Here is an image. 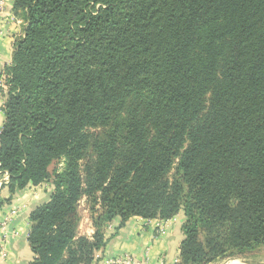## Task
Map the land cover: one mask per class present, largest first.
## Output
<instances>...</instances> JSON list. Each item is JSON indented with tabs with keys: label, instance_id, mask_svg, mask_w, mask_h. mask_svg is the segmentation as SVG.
Masks as SVG:
<instances>
[{
	"label": "trees",
	"instance_id": "1",
	"mask_svg": "<svg viewBox=\"0 0 264 264\" xmlns=\"http://www.w3.org/2000/svg\"><path fill=\"white\" fill-rule=\"evenodd\" d=\"M13 8L24 30L4 70L0 169L11 194L53 187L29 216V264H93L115 219L179 213L177 264L264 249V0H14ZM132 90L143 96L119 124ZM110 124L107 143H93L84 189L77 163L88 129ZM97 194L88 240L77 233L78 206Z\"/></svg>",
	"mask_w": 264,
	"mask_h": 264
},
{
	"label": "crops",
	"instance_id": "2",
	"mask_svg": "<svg viewBox=\"0 0 264 264\" xmlns=\"http://www.w3.org/2000/svg\"><path fill=\"white\" fill-rule=\"evenodd\" d=\"M14 0H0V133L4 123L3 106L7 97L4 70L10 66L14 43L23 36L24 20L13 8ZM53 187L48 183L27 186L11 194L0 190V264H29L35 256L28 243L29 216L49 201ZM78 236L92 240L94 229L84 215ZM183 215L169 220L132 217L120 225L115 219L104 230L102 258L132 257L135 264H177L183 240ZM84 225V226H83ZM84 227V228H83Z\"/></svg>",
	"mask_w": 264,
	"mask_h": 264
},
{
	"label": "rangeland",
	"instance_id": "3",
	"mask_svg": "<svg viewBox=\"0 0 264 264\" xmlns=\"http://www.w3.org/2000/svg\"><path fill=\"white\" fill-rule=\"evenodd\" d=\"M143 96V93L141 91H136L132 90L129 92V96L127 99V104L125 110L117 115L116 117L113 118V121H116L117 123L121 124V121L125 118L126 116V110L134 103L138 101V99ZM112 127V124H110L109 127H95V128H89V145L88 148L83 152L81 159L77 163V171L79 173V176L82 181V186L84 189H86L88 182L91 177V173L93 171L94 165L96 163V157L97 153L94 148V142L105 145L108 141V138L110 136L109 130ZM114 140L118 143L119 146H122L124 143V134L121 132L120 129L117 130L114 134ZM46 184V183H44ZM51 185L50 183H48ZM42 185V184H41ZM52 186V185H51ZM96 201L93 198H88L87 196L82 197L81 201L79 202L78 206V213L80 218H82L81 225L83 224V217L90 220L91 224L92 223V218H91V213L94 211L95 213H99L100 211V206H99V198L100 195L97 194L96 196ZM84 226V225H83ZM84 228V227H83ZM83 237V236H80ZM255 256L253 258H248L250 260H259L264 262V249H259ZM235 258L229 257L223 260H220L216 263L213 264H218L222 263L227 260H232Z\"/></svg>",
	"mask_w": 264,
	"mask_h": 264
},
{
	"label": "built area",
	"instance_id": "4",
	"mask_svg": "<svg viewBox=\"0 0 264 264\" xmlns=\"http://www.w3.org/2000/svg\"><path fill=\"white\" fill-rule=\"evenodd\" d=\"M2 4V2H0ZM9 176L0 169V190L7 188ZM93 264H135L132 257L102 258L99 253L94 255Z\"/></svg>",
	"mask_w": 264,
	"mask_h": 264
},
{
	"label": "water",
	"instance_id": "5",
	"mask_svg": "<svg viewBox=\"0 0 264 264\" xmlns=\"http://www.w3.org/2000/svg\"><path fill=\"white\" fill-rule=\"evenodd\" d=\"M230 261H237L239 264H264L263 261L250 260V259H232V260H227V261H224V262L218 263V264H227Z\"/></svg>",
	"mask_w": 264,
	"mask_h": 264
},
{
	"label": "bare ground",
	"instance_id": "6",
	"mask_svg": "<svg viewBox=\"0 0 264 264\" xmlns=\"http://www.w3.org/2000/svg\"><path fill=\"white\" fill-rule=\"evenodd\" d=\"M227 264H239L237 261H230Z\"/></svg>",
	"mask_w": 264,
	"mask_h": 264
}]
</instances>
